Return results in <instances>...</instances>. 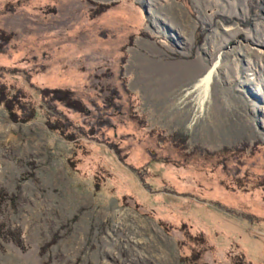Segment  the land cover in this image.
<instances>
[{"label":"rangeland","instance_id":"rangeland-1","mask_svg":"<svg viewBox=\"0 0 264 264\" xmlns=\"http://www.w3.org/2000/svg\"><path fill=\"white\" fill-rule=\"evenodd\" d=\"M0 31V264H264V0H0Z\"/></svg>","mask_w":264,"mask_h":264},{"label":"trees","instance_id":"trees-1","mask_svg":"<svg viewBox=\"0 0 264 264\" xmlns=\"http://www.w3.org/2000/svg\"><path fill=\"white\" fill-rule=\"evenodd\" d=\"M0 38L7 39L8 37L4 34V32L0 31ZM51 91H53V96L50 97L52 99H57L60 100L61 102H63L65 105L70 106L72 108H74L75 110L78 111H86V107L84 105V103L74 97L72 95V92L69 89L66 88H53ZM42 92V96L43 98L46 100V95L48 94V89L47 88H43L41 89ZM15 95L11 96L9 95V90L6 88V85L0 81V103H3L5 108L7 109V111L9 112V114L11 116H13V118H16L17 113L15 110V101H17V99L14 97ZM16 97V96H15ZM21 107L23 109H25V107L23 105H21ZM35 113V109L34 107L28 109L24 115V117H22L23 119H29L31 118Z\"/></svg>","mask_w":264,"mask_h":264},{"label":"bare ground","instance_id":"bare-ground-1","mask_svg":"<svg viewBox=\"0 0 264 264\" xmlns=\"http://www.w3.org/2000/svg\"><path fill=\"white\" fill-rule=\"evenodd\" d=\"M217 64L208 69V71L203 75V77L196 83L195 88L199 90V98L204 102L205 98L208 96L210 91V84L214 76V72Z\"/></svg>","mask_w":264,"mask_h":264}]
</instances>
